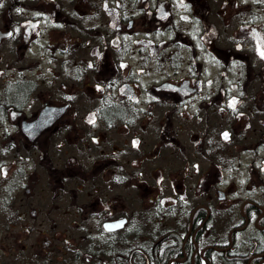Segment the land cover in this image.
Wrapping results in <instances>:
<instances>
[{
    "label": "flooded vegetation",
    "instance_id": "obj_1",
    "mask_svg": "<svg viewBox=\"0 0 264 264\" xmlns=\"http://www.w3.org/2000/svg\"><path fill=\"white\" fill-rule=\"evenodd\" d=\"M49 105L62 110L38 124ZM87 135L100 146L83 164ZM146 152L153 173L168 157L175 174L171 192L150 197L156 227L159 206L169 209L170 228L152 231L169 252L160 263L159 250L134 247L129 264H214L209 251L264 264V0H0L1 249L34 255L30 264L63 253L60 223L81 206L68 201L86 188L81 170L109 176L105 188L89 185L105 189L102 222L128 218L104 232L143 228L138 211L115 216L113 207L128 198L114 190L127 178L139 191ZM41 224L21 247L15 229Z\"/></svg>",
    "mask_w": 264,
    "mask_h": 264
},
{
    "label": "rangeland",
    "instance_id": "obj_2",
    "mask_svg": "<svg viewBox=\"0 0 264 264\" xmlns=\"http://www.w3.org/2000/svg\"><path fill=\"white\" fill-rule=\"evenodd\" d=\"M58 92V91H57ZM55 89H52L50 91V97L51 99H54L58 101V99L62 96L61 94H58ZM81 107H88V106H81ZM86 142V143H85ZM80 149L79 151L80 154V163L87 164L88 163V158L89 154H95V152H92V150H96V148L99 149L100 144L95 143L88 135L85 138H81L80 140ZM85 143V144H84ZM160 147V144H159ZM106 148V147H105ZM107 148L110 149V147L107 145ZM150 152H146L145 157L143 159V165H142V174H143V183L142 185H138V192L135 193L132 186V182L135 183L134 179L127 178V187L121 188L119 186L118 189H114L118 194H122V197L126 195V200L125 202L122 203V206H115L113 207V213L115 216H120V215H128L130 216L134 212L137 214L141 215H147L148 212L152 211V202L150 200V197H153L155 192H171V179L174 177L175 174H173V170H169L170 168L167 167V162L169 158L161 157L159 163V167L155 173H153V161L154 159L150 157ZM86 158V159H85ZM98 159V158H96ZM179 160H182L178 158ZM0 163H3V160L0 159ZM95 163H99V167H102L105 165V160L101 158L99 161H96ZM211 168V166L209 167ZM132 170V168H131ZM96 173L98 175L92 176L91 173ZM77 174V173H76ZM76 176L75 178L78 179V181L81 183H84L86 185L85 187L88 188L89 185L93 182H99L101 183V188H105V184L107 183L104 182V179L107 180L109 178L108 175H102L97 173V171H91V172H83L82 170L77 174L74 175ZM158 178L160 182V186H156L154 184V180L152 178ZM191 180H188L190 184ZM180 182V179L177 178V183ZM88 185V187H87ZM84 188L85 190H79L77 191L76 196L74 197L72 193L70 192L69 194V203L71 198H75L77 202H80L81 206H68L69 210L71 211L70 213H67L66 216L63 215V220L60 223V231H63L65 239H64V252L61 254H54V253H48L46 256L45 255H37V259L40 260L41 258H46L47 260H50V264H64V263H70V264H75L74 262V255L79 252L80 249H83L87 242L89 237L91 235L100 234L99 231H102V219L101 216L106 213V209L108 208L107 206H103V202L100 200L101 195L104 194L105 189H99L96 191L95 189L93 191H90V187L88 189ZM178 188V185H177ZM178 190H180L178 188ZM182 191V190H180ZM187 194L183 195L184 199L187 201L190 199V194L191 192L187 190ZM126 192V194H125ZM132 192V193H130ZM257 191H252V192H247L245 190H238L232 192V196L236 195L235 193H238L241 199L248 197L252 194V196L257 197ZM258 192H261L258 191ZM135 193L138 196V199H134L135 202L131 200V195ZM254 193V194H253ZM231 194V191H230ZM156 195V194H155ZM154 195V196H155ZM218 196V195H217ZM168 198H172L171 194L168 195ZM192 199V197H191ZM209 199L210 196H209ZM191 201V200H190ZM215 201V199L210 200ZM192 202H189V205ZM228 203V202H226ZM217 204V202H214V205ZM226 208H228V205H224ZM67 206L64 207V211L66 212V209L68 208ZM225 213H228V209H224ZM237 211H240V206H237ZM73 212V213H72ZM122 213V214H121ZM241 213V212H240ZM74 214L77 216V218L74 219ZM78 214V215H77ZM50 226L52 224H49ZM20 226V225H18ZM44 226V225H43ZM42 224L38 226L39 229L36 230H29V227H26V230H23V228H16L15 231H21L23 234V242L19 244L21 247L24 246H30L31 243L33 242L34 238L39 236V230L40 228L42 229ZM41 232V230H40ZM8 242H11L9 240ZM5 249V248H4ZM2 250L1 245H0V264H30L31 258H34L35 256L32 254H26V253H13L11 254L9 251ZM89 257L88 254H80L78 256V260L83 262L82 258L83 257ZM91 258V257H90ZM78 261V262H79Z\"/></svg>",
    "mask_w": 264,
    "mask_h": 264
},
{
    "label": "trees",
    "instance_id": "obj_3",
    "mask_svg": "<svg viewBox=\"0 0 264 264\" xmlns=\"http://www.w3.org/2000/svg\"><path fill=\"white\" fill-rule=\"evenodd\" d=\"M159 210H161V215L164 214L166 217H168L167 211H169V209L167 207L159 206ZM156 212H158V210L156 211V207L152 206V211L148 212L147 215L138 214L140 221L142 220L143 228L134 229L133 231L127 232L126 234L122 233L121 231L107 234L106 232H104V230H102L99 231L100 234L95 233V235H91V237H89L88 239L86 246L83 249H80L79 252L74 255L73 260L75 264H129V252L131 248L138 246L148 252H151V250L155 248L156 253L157 250H159V253L162 257L167 256L169 252L168 246H166L165 243L163 244L162 242H160L162 240H160L159 237L154 236L152 231H166L170 228L171 225L168 222V218L166 219V217H164L162 222L159 223V227H156ZM186 215H189V211ZM180 225H186V227L188 228V219L180 221ZM128 231H130V229ZM157 241H159L160 243L158 244ZM125 242L126 244H124ZM84 253L88 254L89 257L84 256L82 258L83 262H81V260H78V256L80 254H82L83 256ZM243 254H240V257H238L237 259L232 257L221 260L214 252L212 253L211 251H209L206 253L209 258L213 256L212 259H215L213 261L214 264H247L245 255Z\"/></svg>",
    "mask_w": 264,
    "mask_h": 264
},
{
    "label": "water",
    "instance_id": "obj_4",
    "mask_svg": "<svg viewBox=\"0 0 264 264\" xmlns=\"http://www.w3.org/2000/svg\"><path fill=\"white\" fill-rule=\"evenodd\" d=\"M56 110L59 113L62 110V108L55 107L54 105H49L47 108H45L43 110V115L38 118L37 123L39 124L40 122L45 120V114L44 113H46V111L49 113V115L51 113V118H50L51 120L53 118H55L56 114H53V112H55ZM126 221H127V217H123V218H118V219H114V220H106V221H104L103 225H104L105 229H107V230H116V229L123 227V225L125 224Z\"/></svg>",
    "mask_w": 264,
    "mask_h": 264
},
{
    "label": "bare ground",
    "instance_id": "obj_5",
    "mask_svg": "<svg viewBox=\"0 0 264 264\" xmlns=\"http://www.w3.org/2000/svg\"><path fill=\"white\" fill-rule=\"evenodd\" d=\"M212 253H213V252H212ZM165 257H166V256H164V257L161 256V258L158 260V262L162 263V262L164 261ZM236 259H237V258H236Z\"/></svg>",
    "mask_w": 264,
    "mask_h": 264
}]
</instances>
